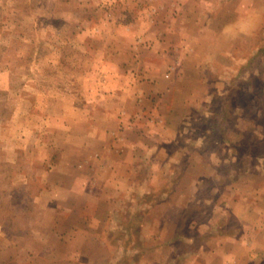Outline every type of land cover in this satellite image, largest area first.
<instances>
[{
	"label": "rangeland",
	"instance_id": "374dc122",
	"mask_svg": "<svg viewBox=\"0 0 264 264\" xmlns=\"http://www.w3.org/2000/svg\"><path fill=\"white\" fill-rule=\"evenodd\" d=\"M104 153L129 223H100L94 241L98 224L73 223L96 211L79 164ZM260 185L264 0H0L1 264H83L104 244L133 264L126 250L154 245L141 222L162 200L197 245L214 226L251 246L223 243L228 259L264 264V237L248 242L254 221L227 204L234 190L257 200L264 233Z\"/></svg>",
	"mask_w": 264,
	"mask_h": 264
},
{
	"label": "crops",
	"instance_id": "0c3cea01",
	"mask_svg": "<svg viewBox=\"0 0 264 264\" xmlns=\"http://www.w3.org/2000/svg\"><path fill=\"white\" fill-rule=\"evenodd\" d=\"M106 151H108V149ZM109 151L115 152L117 150L110 147ZM105 155L108 154L104 153V155H101V158H97V154L96 155L91 154L89 155L90 158L88 160H85L79 164L81 170L88 169L84 173L83 171H79L80 175H82L83 173V175L87 177L88 179L87 187L90 188L88 191H85L84 193L85 195H83V197L87 198L91 205L95 206L96 211H94V213H87V215L89 216L82 217L81 219H83V221L73 220V223L75 225L76 224L83 225L87 222L88 224H95L97 227V224L99 225L100 223H102V226H104L102 228V231H104L108 226L112 227L116 223H119L121 227H123L125 223H129L128 219L125 220L123 218L118 219L117 217L114 216V210L116 209L117 206L113 202L114 198L110 193L114 191L113 190L114 187L117 189L116 186L117 180L113 181L112 179L113 178L112 175L113 174L116 175L117 173H115L114 171L112 173V168H109L108 170L107 168H103L102 163H105L108 160L106 158L107 156ZM101 175L105 177L104 180L99 179ZM240 180L241 177H238L233 181V183L240 182ZM114 182H116V184H113ZM165 190L166 192L167 191L172 192L176 190V187L174 186L172 190L171 189H165ZM126 191L127 190L125 189L124 192ZM256 191H258L261 194L259 199L262 200V197L264 195V185L263 186L260 185L257 188L255 187L254 192ZM235 193H238V191L237 190L233 191L231 197L232 198L231 203L230 201H228L227 203L228 207L231 208L238 217H240L239 215L240 213H242L241 218L244 217V219H246L247 217H250L254 221V224L252 225V228L248 233V235L251 236L248 242L253 241L254 247H256L255 241L259 239L257 237L260 236V239L261 237H264V233L259 234L255 230V226L261 224L262 219L260 217L258 219L256 216L252 218L250 215L251 213L254 212V211L252 212V210L254 206L257 205L258 201L254 200V198L251 199V196H249L246 198V200L240 199V201L235 202L233 199V197H235L234 195H236ZM151 210H153L151 212L152 216H148L147 218H145L141 222V224L143 225L144 228H146L148 223L150 224L152 223V225L156 227L155 243L149 249H144L142 251L138 246L132 250L128 248L126 250L128 251V254L137 257L136 261L133 264H235L234 261L227 258V257L230 258L231 254H229V252L228 253L225 252L224 245H222L223 243L226 244L227 241L234 239L236 240V243L238 245L242 244L241 248L238 247L240 249V253L238 254L239 256L246 254L247 251L251 249V246L248 245L245 246L244 239L243 240L241 239L242 236L233 237V235L229 236L228 234L222 236L220 235L219 231L215 230L214 226H212L213 229L211 232L203 231V226H201L198 229V233L200 234H198L199 244L197 245L194 236L186 235L182 233L180 227L182 218H176L171 216L172 212L170 210V201L162 200L161 202H158V204H154ZM156 210H161L163 216L162 215L158 216ZM101 212L103 213L102 221L101 219L97 220V217H95L97 213L102 214ZM214 213H216L215 209H214ZM216 221L217 218L212 217L211 223H213V225L214 223H216ZM100 225L98 229L94 228L95 230L92 231L90 230L91 231L90 240L91 239L92 240L94 239V241L101 240L100 237H98V235L100 234L99 232ZM262 239L264 240V238ZM104 245L105 247L107 246L106 244ZM105 247L99 248V250L102 251L99 253L100 256H98L97 254L94 257H89L90 259L87 262L83 261V264L85 263L96 264V263H101L102 261L107 264H114L115 262L114 252L112 251V249L108 250ZM124 253H125L124 249L121 248V250L115 253V256L116 258L118 256L124 257ZM252 254L256 255L257 252L254 253L252 252ZM97 256L100 258H98ZM80 257L82 258L83 256L81 255ZM80 257H77V253L74 254L73 264H82L80 261L81 260ZM67 260L70 261V258L68 257ZM10 261L12 263L15 262L13 259ZM10 261L9 263H11ZM67 264H70V262H67Z\"/></svg>",
	"mask_w": 264,
	"mask_h": 264
}]
</instances>
